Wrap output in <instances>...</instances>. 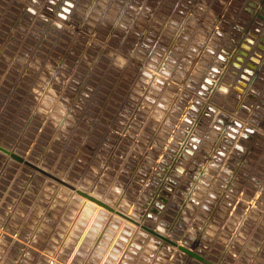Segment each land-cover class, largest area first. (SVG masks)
<instances>
[{
  "label": "rangeland",
  "instance_id": "rangeland-1",
  "mask_svg": "<svg viewBox=\"0 0 264 264\" xmlns=\"http://www.w3.org/2000/svg\"><path fill=\"white\" fill-rule=\"evenodd\" d=\"M259 16L264 0H0V146L215 264H264ZM0 264L204 263L0 152Z\"/></svg>",
  "mask_w": 264,
  "mask_h": 264
},
{
  "label": "bare ground",
  "instance_id": "bare-ground-1",
  "mask_svg": "<svg viewBox=\"0 0 264 264\" xmlns=\"http://www.w3.org/2000/svg\"><path fill=\"white\" fill-rule=\"evenodd\" d=\"M102 1H104V0H102ZM106 1V0H105ZM134 1V0H133ZM171 1V0H170ZM195 1V0H194ZM200 1V0H199ZM207 1V0H206ZM145 2V1H144ZM157 2V1H156ZM190 2V1H189ZM204 2V1H203ZM247 2V1H246ZM100 3L102 4V2L100 1ZM112 3V2H111ZM141 3V2H140ZM149 3V2H148ZM161 3H163V2H161ZM166 3V2H165ZM191 3H192V1H191ZM201 3V2H200ZM244 3V2H243ZM249 3V2H248ZM115 4V3H114ZM146 4V3H145ZM153 4V3H152ZM164 4V3H163ZM205 4V3H204ZM61 5V4H60ZM104 5V4H103ZM140 5V4H139ZM247 4H245V6H246ZM143 6V5H142ZM249 6V5H248ZM106 7V6H105ZM132 7V6H131ZM159 7V6H158ZM161 7V6H160ZM160 7H159V9H160ZM165 7V6H164ZM243 7V6H242ZM110 8V7H109ZM134 8V7H133ZM207 8V7H206ZM205 8V9H206ZM247 8V7H246ZM241 9V8H240ZM244 9V8H243ZM108 10V9H107ZM106 10V11H107ZM114 10V9H113ZM145 10V9H144ZM229 10V9H228ZM234 10V9H233ZM236 10V9H235ZM252 10V9H251ZM254 10V9H253ZM71 11V10H70ZM134 11V10H133ZM223 11V10H222ZM239 11V10H238ZM243 11H245V10H243ZM259 11V10H258ZM44 12V11H43ZM117 12V11H116ZM161 12V11H160ZM70 13V12H69ZM229 13V12H228ZM237 13V12H236ZM239 13V12H238ZM47 14V13H46ZM64 14V13H63ZM108 14V13H107ZM111 14H113L114 15V13H111ZM129 14H131V13H129ZM245 14H246V12H245ZM258 14V13H257ZM44 15V14H43ZM42 15V16H43ZM73 15V14H72ZM109 15V14H108ZM121 15V14H120ZM222 15V14H221ZM234 15V14H233ZM249 15V14H248ZM45 16V15H44ZM129 16V15H128ZM155 16V15H154ZM219 16V15H218ZM235 16H237V15H235ZM246 16V15H245ZM257 16V15H256ZM34 17V16H33ZM67 17V16H66ZM117 17V16H116ZM30 18V17H29ZM48 18V17H47ZM54 18V17H53ZM135 18H136V16H135ZM134 18V19H135ZM149 18V17H148ZM161 18V17H160ZM230 18V17H229ZM250 18V17H249ZM38 19V18H37ZM50 19V18H49ZM56 19V18H55ZM66 19V18H65ZM68 19V18H67ZM72 18H70V20H71ZM76 19V18H75ZM80 19V18H79ZM83 19V18H82ZM120 19V18H119ZM43 19H41V21H42ZM77 20V19H76ZM94 20V19H93ZM133 20V19H132ZM138 20H139V16H138ZM224 20V19H223ZM243 20V19H242ZM248 20V19H247ZM251 20H253V19H251ZM35 21V20H34ZM38 21V20H37ZM44 21V20H43ZM56 21V20H55ZM55 21H53V22H55ZM61 21V20H60ZM79 21V20H78ZM83 21V20H82ZM108 21V20H107ZM114 21H116L115 19H114ZM137 21V20H136ZM220 21H222V19H220ZM231 21V20H230ZM232 21H233V18H232ZM240 22H242L241 20H239ZM50 22V21H49ZM59 22V21H58ZM90 22H91V20H90ZM140 22V21H139ZM146 22V21H145ZM235 22V21H234ZM56 23H57V21H56ZM65 23V22H64ZM74 23V22H73ZM72 23V24H73ZM98 23V22H97ZM154 23V22H153ZM245 23V22H244ZM247 23H249L250 24V22H247ZM253 23V22H252ZM36 24V23H35ZM38 24H40L39 22H38ZM51 24V23H50ZM77 24V23H76ZM93 24H95V22L93 23ZM115 24V23H114ZM216 24V23H215ZM222 24V23H221ZM259 24V23H258ZM258 24H256V25H258ZM33 25H34V23H33ZM37 25V24H36ZM57 25V24H56ZM63 25L64 24H62L61 26L63 27ZM67 25V24H66ZM80 25V24H79ZM84 25V24H83ZM91 25V24H90ZM137 25V24H136ZM170 25V24H169ZM254 25V24H253ZM38 26V25H37ZM49 26V25H48ZM58 26H60V24L58 25ZM65 26V25H64ZM68 26V25H67ZM85 26V25H84ZM86 26H89V25H86ZM93 26H95V25H93ZM101 26V25H100ZM138 26H140L139 24H138ZM156 26V25H155ZM154 26V27H155ZM158 26V25H157ZM182 26V25H181ZM243 26V25H242ZM47 27V26H46ZM104 27V26H103ZM109 27V26H108ZM111 27V26H110ZM150 27V26H149ZM158 27H160V26H158ZM220 27V26H219ZM249 27V26H248ZM37 28H39V27H37ZM54 28V27H53ZM65 28V27H64ZM70 28V27H69ZM68 28V29H69ZM92 28V27H91ZM96 28H97V26H96ZM112 28V27H111ZM110 28V29H111ZM114 29H116L115 27H113ZM162 28V27H161ZM221 28V27H220ZM234 28V27H233ZM252 28V27H251ZM71 29V28H70ZM86 29V28H85ZM84 29V30H85ZM90 29V28H89ZM105 29V28H104ZM110 29H109V31H110ZM128 29V28H127ZM135 29V28H134ZM138 29V28H137ZM136 29V30H137ZM141 29H142V27H141ZM140 29V30H141ZM144 29V28H143ZM152 29V28H151ZM157 29V28H156ZM222 29V28H221ZM244 29V28H243ZM81 30V29H80ZM87 30V29H86ZM107 30H108V28H106V32H107ZM161 30V29H160ZM159 30V31H160ZM165 30V29H164ZM163 30V31H164ZM167 30V29H166ZM22 31V30H21ZM21 31H19V33L21 32ZM77 31H79V30H77ZM89 31V30H88ZM99 31V30H98ZM142 31V30H141ZM144 31V30H143ZM162 31V32H163ZM261 31V30H260ZM87 32V31H86ZM104 32H105V30H104ZM132 32V31H131ZM135 32V31H134ZM168 32H170L169 30H168ZM220 32V31H219ZM221 32H222V30H221ZM226 32V31H225ZM61 33V32H60ZM84 33H85V31H84ZM83 33V34H84ZM92 33V32H91ZM116 33H118V30H117V32ZM17 34H18V32H17ZM72 34V33H71ZM74 34V33H73ZM93 34V33H92ZM107 34V33H106ZM124 34V33H123ZM146 34V33H145ZM227 34V33H226ZM87 35V34H86ZM144 35V34H143ZM229 35V34H228ZM258 35H261V34H258ZM18 36V35H17ZM20 36V35H19ZM77 36V35H76ZM150 36V35H149ZM149 36H147V37H149ZM159 36V35H158ZM225 36V35H224ZM231 36V35H230ZM69 37V36H68ZM71 38H72V36H70ZM84 38H85V36H83ZM93 37H95V36H93ZM115 37V36H114ZM228 37V36H227ZM57 38V37H56ZM97 38V37H96ZM107 38V37H106ZM122 38V37H121ZM151 38V37H150ZM167 38V37H166ZM226 38V37H225ZM232 38V37H231ZM236 38V37H235ZM59 39V38H58ZM79 39V38H78ZM90 39V38H89ZM93 39V38H92ZM104 39V38H103ZM113 39V38H112ZM134 39V38H133ZM157 39V38H156ZM220 39V38H219ZM237 39V38H236ZM75 40V39H74ZM85 40V39H84ZM87 40V39H86ZM99 40V39H98ZM101 40V39H100ZM119 40V39H118ZM89 41V40H88ZM96 41V40H95ZM102 41V40H101ZM115 41V40H114ZM124 41V40H123ZM132 41V40H131ZM148 41V40H147ZM230 41V40H229ZM235 41V40H234ZM86 42V41H85ZM112 42V41H111ZM151 42V41H150ZM91 43V42H90ZM106 43V42H105ZM104 43V44H105ZM121 43V42H120ZM138 43V42H137ZM66 44V43H65ZM103 44V43H102ZM103 44V45H104ZM113 44L114 43H112V47H113ZM151 44V43H150ZM149 44V45H150ZM158 44V43H157ZM236 44V43H235ZM234 44V45H235ZM260 44V43H259ZM87 45V44H86ZM90 45V44H89ZM96 45V44H95ZM105 45H107V44H105ZM118 45V44H117ZM128 45V44H127ZM153 45V44H152ZM231 45H233V44H231ZM54 46V45H53ZM85 46V45H84ZM83 46V47H84ZM108 46V45H107ZM122 46V45H121ZM160 46H161V44H160ZM97 47V46H96ZM105 47V46H104ZM144 47V46H143ZM150 47H151V45H150ZM156 47V46H155ZM85 48V47H84ZM95 48V47H94ZM98 48V47H97ZM109 48V47H108ZM147 48V47H146ZM149 48V47H148ZM226 48H228V47H226ZM82 49V48H81ZM116 49V48H115ZM114 49V50H115ZM122 49V48H121ZM124 49V48H123ZM126 49V48H125ZM87 50H88V48H87ZM109 50V49H108ZM111 50V49H110ZM118 50V49H117ZM137 50V49H136ZM148 50V49H147ZM149 50H150V48H149ZM167 50V49H166ZM86 51V50H85ZM116 51V50H115ZM125 51V50H124ZM140 51H142V50H140ZM173 51H174V49H173ZM236 51V50H235ZM113 52V51H112ZM118 51H116V53H117ZM130 52V51H129ZM135 52V51H134ZM145 52H147V51H145ZM144 52V53H145ZM150 52V51H149ZM153 52V51H152ZM151 52V53H152ZM177 52V51H176ZM179 52V51H178ZM115 53V54H116ZM135 53H138V52H135ZM140 53V52H139ZM143 53V54H144ZM174 53H175V51H174ZM142 54V53H141ZM85 55V54H84ZM117 55V54H116ZM119 55V54H118ZM122 55H124V54H122ZM139 55V54H138ZM146 55V54H145ZM168 55V54H167ZM226 55V54H225ZM66 56V55H65ZM64 56V57H65ZM126 56V55H125ZM148 56V55H147ZM175 56V55H174ZM179 56V55H178ZM257 56V55H256ZM127 57V56H126ZM150 57H151V55H150ZM149 57V58H150ZM176 57V56H175ZM259 57V56H258ZM69 58V57H68ZM71 58V57H70ZM134 58V57H133ZM137 58V57H136ZM147 58V57H146ZM145 58V59H146ZM152 58V57H151ZM178 58V57H177ZM65 59V58H64ZM75 59V58H74ZM117 59V58H116ZM122 59V58H121ZM128 59V58H127ZM142 59V58H141ZM186 59V58H185ZM124 60V59H123ZM123 60H122V62H123ZM126 60V59H125ZM148 60V59H147ZM131 61V60H130ZM135 61H137V59L135 60ZM144 61V60H143ZM172 61H174V60H172ZM176 61H177V59H176ZM138 62V61H137ZM150 62V61H149ZM159 62V61H158ZM187 61H185V63H186ZM195 62H196V60H195ZM194 62V63H195ZM126 63V62H125ZM132 63V62H131ZM148 63V62H147ZM174 63H176V62H174ZM179 63V62H178ZM182 63V62H181ZM126 64H128V63H126ZM186 64H188V63H186ZM129 65V64H128ZM133 65V64H132ZM131 65V66H132ZM140 65V64H139ZM182 65H184L183 63H182ZM77 66V65H76ZM130 66V65H129ZM141 66V65H140ZM145 66H147V65H145ZM149 66H151V65H149ZM75 68V67H74ZM76 68H78V67H76ZM128 68H130V67H128ZM135 68V67H134ZM141 68H142V66H141ZM151 68V67H150ZM131 69H132V67H131ZM158 69V68H157ZM180 69H181V67H180ZM79 70H81V69H79ZM143 70V69H142ZM162 70V69H161ZM224 70H225V68H224ZM144 71H146V69L144 70ZM153 71V70H152ZM173 71V70H172ZM148 72V71H147ZM197 72V71H196ZM138 73H140V72H138ZM160 73V72H159ZM198 73H201V72H198ZM141 74V73H140ZM139 74V75H140ZM153 74H155V73H153ZM162 74H164V73H162ZM172 74V73H171ZM173 74H175V73H173ZM179 74V73H178ZM178 74H177V76H178ZM156 75V74H155ZM144 76H145V74H144ZM160 76V75H159ZM163 76V75H162ZM165 76V75H164ZM199 76V75H198ZM138 77V76H137ZM147 77V76H146ZM157 77V76H156ZM180 77V76H179ZM143 78V77H142ZM150 78V77H149ZM160 78V77H159ZM168 77H166V79H167ZM170 79V78H169ZM150 80V79H149ZM153 80V79H152ZM151 80V81H152ZM163 80V79H162ZM165 80V79H164ZM175 80V79H174ZM159 81H161V80H159ZM158 81V82H159ZM165 81H167V80H165ZM142 82H143V80H142ZM147 82V81H146ZM146 82H144V83H146ZM169 82H170V80H169ZM180 82V81H179ZM151 84V83H150ZM169 84V83H168ZM159 85H161V84H159ZM158 85V86H159ZM206 85V84H205ZM152 86V85H151ZM157 86V85H156ZM153 87V86H152ZM160 87V86H159ZM206 88V87H205ZM152 89V88H151ZM154 89V88H153ZM156 89V88H155ZM178 89V88H177ZM188 90V89H187ZM208 90V89H207ZM207 90H206V92H207ZM213 90V89H212ZM165 91V90H164ZM167 91V90H166ZM191 91V90H190ZM159 92V91H158ZM162 91H160V93H161ZM173 92V91H172ZM214 92V91H213ZM157 93V92H156ZM175 93H177V92H175ZM184 93V92H183ZM187 94V93H186ZM211 94V93H210ZM171 95V94H170ZM174 95V94H173ZM204 95V94H203ZM203 98V97H202ZM230 98V97H229ZM164 99V98H163ZM167 99V98H166ZM205 99V98H204ZM149 100H150V98H149ZM167 100H169V99H167ZM156 101V100H155ZM171 101V100H170ZM153 102H154V99H153ZM157 102V101H156ZM164 102V101H163ZM158 103V102H157ZM208 103V102H207ZM163 104V103H162ZM168 104V103H167ZM170 104V103H169ZM161 106H164V105H161ZM170 106V105H169ZM174 106V105H173ZM177 104H176V108H177ZM110 107V106H109ZM180 107V106H179ZM235 107V106H234ZM159 106H158V110H159ZM165 108V107H164ZM164 108H162V109H164ZM167 108H168V106H167ZM172 108V107H171ZM181 108V107H180ZM212 108V107H211ZM161 109V108H160ZM176 110V109H175ZM165 111V110H164ZM178 109H177V113H178ZM101 112V111H100ZM103 112V111H102ZM101 112V113H102ZM163 112V111H162ZM168 112V111H167ZM180 112V111H179ZM182 112V111H181ZM180 112V113H181ZM161 113V112H160ZM169 114H170V112H168ZM184 113V112H183ZM188 113V112H187ZM190 113V112H189ZM163 114V113H162ZM182 114V113H181ZM172 115V114H171ZM170 115V116H171ZM175 115V114H174ZM96 116V115H95ZM173 116V115H172ZM170 117V118H172V120H173V118H174V116L173 117ZM176 116V115H175ZM181 117V116H180ZM170 118H168V119H170ZM196 119V118H195ZM195 119H193V120H195ZM177 120H179V119H177ZM177 120L175 119L174 121H176L177 122ZM164 121H165V118H164ZM173 121V122H174ZM170 122V121H169ZM191 122V121H190ZM197 122V121H196ZM171 123V122H170ZM195 123V122H194ZM160 124H163V123H161V121H160ZM212 124V123H211ZM196 125H197V123H196ZM199 125H200V123H199ZM199 125H198V127H199ZM204 124H202L201 126H203ZM159 126V125H158ZM170 126V125H169ZM172 126V125H171ZM189 126V125H188ZM193 127V126H192ZM191 127V128H192ZM204 127V126H203ZM206 127V126H205ZM157 128H160V127H157ZM164 128H166V127H164ZM172 128H173V126H172ZM201 128V127H200ZM188 129V128H187ZM186 129V130H187ZM196 129V128H195ZM194 129V130H195ZM211 129H212V127H211ZM163 130H165V129H163ZM194 130H192V131H194ZM197 130V129H196ZM204 130V129H203ZM169 131V130H168ZM182 131V130H181ZM188 131V130H187ZM210 131V130H209ZM166 132V131H165ZM192 133V132H191ZM198 133H199V130H198ZM203 133V132H202ZM214 133V132H213ZM159 134H161V133H159ZM206 134V133H205ZM211 134H212V132H211ZM189 135V134H188ZM197 135H201L200 133L199 134H197ZM208 135V134H207ZM214 135V134H213ZM186 137H189V136H186ZM191 137V136H190ZM188 139V138H187ZM186 139V140H187ZM196 139H197V137H196ZM199 140V139H198ZM179 141V140H178ZM181 141H182V139H181ZM213 141V140H212ZM185 142V141H184ZM147 143H149V142H147ZM150 143H152V142H150ZM181 143V142H180ZM192 143V142H191ZM178 144V143H177ZM187 144V143H186ZM149 145H152V144H149ZM179 145V144H178ZM190 145V144H189ZM186 157V156H185ZM187 158V157H186ZM39 168H40V166H39ZM42 169V168H41ZM45 169V168H44ZM43 169V170H44ZM45 171H47V170H45ZM51 171V170H50ZM34 172H36L35 170H34ZM49 172V171H48ZM50 173V172H49ZM52 173H54V172H52ZM55 174V173H54ZM55 176V175H54ZM63 176V175H62ZM178 178H179V176H178ZM62 179V178H61ZM66 179H67V177H66ZM62 180H64V178L62 179ZM65 181V180H64ZM68 181V180H67ZM129 181V180H128ZM131 182V181H130ZM76 184V183H75ZM78 184H80V183H78ZM95 185V184H94ZM61 186V185H60ZM77 186V185H76ZM128 186V185H127ZM77 188V187H76ZM129 189V188H128ZM127 191H129V190H127ZM126 191V192H127ZM128 193V192H127ZM88 194H90V193H88ZM90 195H92V194H90ZM126 195V194H125ZM97 197V196H96ZM99 200H101V201H103V202H105L106 204H108V202H107V200L106 199H104V198H101V197H97ZM124 198V197H123ZM85 199V201L88 203V205H91V207L93 206L94 208H96V209H98V210H106L105 208H103V207H101V206H99L98 204H96L95 202H93V201H90V200H88V199H86V198H84ZM118 200V199H117ZM110 202V201H109ZM113 203V202H112ZM118 203H119V201H118ZM121 203V202H120ZM109 205V204H108ZM114 208V207H113ZM87 209H90V208H87ZM87 209H86V211H84V212H88L87 211ZM85 210V209H84ZM114 210H117L118 211V209H116V208H114ZM106 211H108V210H106ZM120 211V210H119ZM115 212V211H114ZM114 212H111V213H114ZM122 212V211H121ZM123 214H125V215H127V216H129V217H131V218H133L130 214H127V213H125V212H122ZM115 214V213H114ZM104 215V214H103ZM108 215V214H107ZM113 215V214H112ZM100 216V215H99ZM106 216V215H105ZM115 216H118V218H122L121 216H119V215H117V214H115ZM112 217V216H111ZM104 218V217H103ZM106 218V217H105ZM104 218V219H105ZM113 218V217H112ZM122 219H124V218H122ZM134 219V218H133ZM112 220H114V219H112ZM125 221H128L127 219H124ZM136 220V219H135ZM111 222H113V221H111ZM129 223H131V224H133L132 222H130V221H128ZM140 223V222H139ZM140 224H142V223H140ZM133 225H135V224H133ZM109 226H107V228H108ZM148 227V226H147ZM150 228V227H149ZM152 230H154V231H156V232H158L159 234H161L162 236H165V237H167V239H170V235L168 234V232L166 231V229H164V228H162V227H156V228H151ZM146 235V234H145ZM155 237V236H154ZM155 238H157V237H155ZM159 239V238H158ZM159 240H161V239H159ZM172 240V239H171ZM162 241V240H161ZM162 242H164V241H162ZM176 242V241H175ZM177 243V245H179V246H184L183 244H181L180 242H176ZM171 246V245H170ZM171 247H174V246H171ZM184 247H186V246H184ZM174 248H176V247H174ZM186 249H188V250H191V249H189V248H187L186 247ZM192 252H194V250H191ZM196 253V252H195ZM204 259H206V260H208L206 257H203Z\"/></svg>",
  "mask_w": 264,
  "mask_h": 264
},
{
  "label": "water",
  "instance_id": "water-1",
  "mask_svg": "<svg viewBox=\"0 0 264 264\" xmlns=\"http://www.w3.org/2000/svg\"><path fill=\"white\" fill-rule=\"evenodd\" d=\"M0 152L6 154V155H9L12 159L20 162V163H23L25 164L26 166L30 167L31 169L35 170L36 172L48 177L49 179L59 183L60 185L70 189L71 191H74L76 194L82 196L83 198H86L90 201H93L95 202L96 204H98L99 206L105 208L106 210L110 211V212H114L115 214L121 216L122 218L124 219H127L128 221L132 222L133 224H135L137 227L141 228L142 230L148 232L149 234L161 239L162 241L168 243L169 245L171 246H174L176 248H178L180 251H182L183 253L193 257L194 259L204 263V264H215L214 262L210 261V260H206L204 259L201 255L195 253V252H192L191 250H188L186 249V247L184 246H179L177 245V243L174 241V240H171V239H167V237L165 236H162L161 234H159L158 232L152 230L151 228L143 225V224H140L137 220L123 214L122 212L120 211H117V210H114L113 207H111L110 205L106 204L105 202L99 200L98 198H96L95 196H92L80 189H77L75 186L65 182L64 180L52 175L51 173L39 168L38 166L32 164L31 162H28L26 161L24 158H22L21 156L15 154V153H11L9 152L8 150H6V148H3L0 146Z\"/></svg>",
  "mask_w": 264,
  "mask_h": 264
},
{
  "label": "built area",
  "instance_id": "built-area-1",
  "mask_svg": "<svg viewBox=\"0 0 264 264\" xmlns=\"http://www.w3.org/2000/svg\"><path fill=\"white\" fill-rule=\"evenodd\" d=\"M253 23H264V18H262L261 16H259V17H255V18H253ZM251 30H252V28H251ZM76 35H79V33H77ZM184 85L183 86H187L185 83H183ZM185 88V87H184ZM180 88V93L181 92H183L184 90V93H187V95L189 94V91L185 88ZM179 97H181V96H179ZM181 99H183V101L184 102H186L187 101V99L184 97V98H181ZM159 173L160 172H158V175H159ZM167 174L168 175H170V173L169 172H167ZM168 175H166V174H163V175H161L162 177L161 178H159V179H156V182H158V183H164L165 182V180L166 179H169L168 177ZM160 177V176H159ZM157 184V183H156ZM136 200H138V197H137V199ZM152 202V201H151ZM136 205V204H135ZM121 212V211H120Z\"/></svg>",
  "mask_w": 264,
  "mask_h": 264
}]
</instances>
